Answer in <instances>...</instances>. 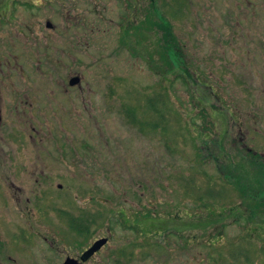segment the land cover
Masks as SVG:
<instances>
[{"label": "rangeland", "instance_id": "1", "mask_svg": "<svg viewBox=\"0 0 264 264\" xmlns=\"http://www.w3.org/2000/svg\"><path fill=\"white\" fill-rule=\"evenodd\" d=\"M8 7L0 13L2 263L53 254L43 238L59 247L66 223L56 215L65 208L127 217L140 233L115 218V247L136 238L145 247V259L130 264H191L170 243L181 231L196 264H264V0ZM165 18L187 72L163 60L155 24ZM75 75L81 86L71 87ZM125 106L147 123L143 131ZM221 230L228 235L214 233Z\"/></svg>", "mask_w": 264, "mask_h": 264}, {"label": "flooded vegetation", "instance_id": "2", "mask_svg": "<svg viewBox=\"0 0 264 264\" xmlns=\"http://www.w3.org/2000/svg\"><path fill=\"white\" fill-rule=\"evenodd\" d=\"M11 5L15 3V0H8L7 1ZM5 2L0 3V13L3 9V5ZM134 11L135 13H140L141 8L137 3H134ZM10 7L6 9L10 10ZM148 12H154L156 13V10H159V7L156 3V1L153 3V7L147 9ZM148 12L146 14H148ZM149 12V13H150ZM49 22V21H48ZM127 26H135L134 22L128 21ZM137 26L143 28V24ZM48 27V26H47ZM53 27V26H52ZM49 27V28H52ZM136 27V26H135ZM189 69L187 66L186 72ZM73 77H79L80 81L76 85H71L70 80ZM69 80V85L71 87L74 86H81V76L80 75H75ZM2 110L0 109V124L3 120L2 118ZM225 132V130H224ZM32 137V135L30 136ZM10 141L12 143L18 142V136L17 133L10 134ZM256 153V152H255ZM263 160V159H262ZM64 201V199H63ZM63 207V206H62ZM60 220L64 221L66 224L64 225V230L61 238V243L59 244V247H54V245L57 244V239L55 237L51 238L47 235V237L43 238V243L45 242L46 246L52 247L53 248V254L48 255V257H45L44 253L42 254V261L39 264H130V260L132 258H140V259H145L144 258V250L145 247L140 244V242L136 241L130 242L128 241L122 245L116 246L114 245V223H115V218L117 219V223H119L123 228L127 230H134L135 234L139 232L137 229H133L130 226L127 225L126 219L127 217L124 216H111V215H105V214H98L96 212L89 213L87 211H83L80 214H75L72 212H69L63 208L62 210L59 209L58 215ZM230 219V218H229ZM231 222H235L239 224L240 226V221L238 219L233 220L230 219ZM36 227L33 225L27 230H34ZM49 228L53 229V226L49 224ZM241 228V226H240ZM106 231V232H105ZM243 230H239L236 235H233V237L237 236L239 232H242ZM13 232L12 231L10 234L11 238L13 237ZM169 232V231H166ZM214 232V231H213ZM140 233V232H139ZM195 233L202 234L204 233L200 229H195ZM219 235H228V232L225 231H219V232H214ZM169 234H173V232H170ZM194 234V233H192ZM183 232H178V235L174 236L173 234V239L170 241L171 245L173 241H176V248L179 247L178 251L184 252L185 254L188 253L187 259L191 264H196L198 259L196 258L195 252L189 255V250L192 248H187L183 245L182 243V237ZM205 235V234H204ZM72 236V237H71ZM73 238V239H72ZM175 239V240H174ZM68 245L71 248H74L73 251H68V252H62V246ZM3 240L0 237V264L2 263V255H3ZM186 248V250H185ZM51 250V249H50ZM106 252V253H105ZM105 253V255H104ZM104 255V256H103ZM11 255H9L8 258L11 259ZM248 258V257H247ZM30 264V263H28ZM205 264V263H204ZM207 264H212V263H207ZM218 264V263H214Z\"/></svg>", "mask_w": 264, "mask_h": 264}, {"label": "trees", "instance_id": "3", "mask_svg": "<svg viewBox=\"0 0 264 264\" xmlns=\"http://www.w3.org/2000/svg\"><path fill=\"white\" fill-rule=\"evenodd\" d=\"M8 0H0V3L2 2H7ZM155 26L159 29V31L161 32V39L163 41V45H164V56L163 57L164 61L166 62L167 60L169 61V63L167 64L169 66L170 69L168 70H173V67L175 64H177V67H181L182 65H184L186 62L184 60H182V53H181V45H180V40L178 39V37L176 36L173 28H172V24L168 19H164L162 20L161 23H156ZM171 58V59H170ZM187 68V65L185 64V70ZM166 70V68H164V71ZM165 79V78H163ZM184 81L187 82V80L183 79ZM172 82V80H171ZM154 102L149 103L148 108L151 110L152 107H154ZM163 104H165V102L163 101ZM127 107V108H126ZM195 107H201V114L203 115V117H210L211 119H213L212 114L210 113L209 115L207 114V110H206V106L202 107L200 106V103L198 101L195 102ZM124 109H126V113L128 116V119L130 120V122L134 125L139 126L140 130L143 131L145 129V125L147 124L144 120L140 119L137 114L135 113L134 110H136L135 108L131 107V106H125ZM153 112L156 113H160V110H151ZM207 119V118H205ZM207 122V120H206ZM152 128H156L159 126V123H155V122H149ZM211 134V132H210Z\"/></svg>", "mask_w": 264, "mask_h": 264}, {"label": "water", "instance_id": "4", "mask_svg": "<svg viewBox=\"0 0 264 264\" xmlns=\"http://www.w3.org/2000/svg\"><path fill=\"white\" fill-rule=\"evenodd\" d=\"M47 26L48 27H52V23L51 22H48L47 23ZM80 81V78L79 77H73L71 80H70V84L71 85H76L77 83H79ZM61 187V185H59Z\"/></svg>", "mask_w": 264, "mask_h": 264}]
</instances>
